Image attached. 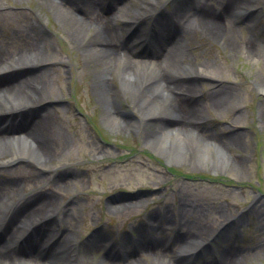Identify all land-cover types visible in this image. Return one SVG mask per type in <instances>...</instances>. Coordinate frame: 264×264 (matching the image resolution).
Here are the masks:
<instances>
[{
    "label": "bare ground",
    "instance_id": "6f19581e",
    "mask_svg": "<svg viewBox=\"0 0 264 264\" xmlns=\"http://www.w3.org/2000/svg\"><path fill=\"white\" fill-rule=\"evenodd\" d=\"M77 1L42 0V4L61 24L60 28H65L62 31L75 49L82 50L90 64L96 68V71L91 73V79L95 80L97 92L95 95L97 94V102L102 108L105 126L113 131L138 132L144 129L141 137L145 145L155 153L161 154L167 162H197L230 176L238 177L243 174L246 156L239 153L238 158H233L228 155L233 150H242V136L238 133L242 128L240 123L242 121L233 120L234 126L238 127L235 133L232 130L225 137L218 138L219 135L216 136L208 127L204 118L203 110H206L207 106L203 105L204 94H198L195 87L197 83L205 80L215 85L208 99L211 103L209 108L215 111L227 110L233 106L236 93L232 92V87L222 84L217 74L208 71L209 67H215L209 65V61H205V64H196L191 60V55L186 49L187 39L183 38L188 33L196 31L199 26L206 31V38L221 44L227 43L231 52L243 50L257 63L263 58L264 45L256 36H250L242 41L241 27L235 26L232 20L234 21L235 17L239 21L252 23L254 17L251 16L264 11V0L262 8L258 0H223L220 7L212 6L214 0H206L199 3L195 12L191 9L187 12L179 7L174 13L180 19L170 25L162 18L161 6L164 0H137L132 6L123 5L124 0ZM247 3L254 4L252 7L256 12L245 16L240 10L244 5H248ZM1 7L3 4H0ZM215 9H220V12L215 13ZM104 10L107 11L106 14ZM148 20L153 21L149 33L141 28ZM135 22L140 24L126 38L125 27L128 28ZM32 28L33 31L29 29L21 31L27 39L23 46L12 48L10 43L4 46L0 41V72L13 70L14 66V69H22L27 65H39V69L29 72L32 74H28L27 78L21 79L18 74L0 77V166L3 170L9 169V164L18 163L19 166L26 164L33 170L30 173L23 171L15 180L9 177L0 178V208L5 209L4 213L0 210V232L6 233L5 236L10 240L0 244V264H78L79 262L71 263L69 260L74 253L69 251L71 248H77L76 237L64 229L60 234L52 231L54 220L59 223L65 222L68 218L63 214L62 219H59L61 213L57 207L58 194L54 191H41L18 200L16 194L13 195L9 188L13 182L22 180L30 182L33 177L41 178L43 171L52 174L58 170L62 171L65 166L61 163L63 157L72 154L70 140L55 127L58 117L50 110H46L53 100L54 104H60V98L51 87L48 75L52 66L64 63L54 59H42V52L38 46L35 49L34 44L36 42L39 45V42L35 37L32 38V32L36 28L34 21ZM42 31L41 29L39 32ZM172 31L175 36L170 39L168 34ZM134 35L137 38L133 42L142 39L141 46L145 43H154L157 52L152 56L145 54L144 57L139 56L137 47L134 49L129 42ZM198 66H203V70L200 71ZM187 78L189 80H186ZM257 88L264 92V85L259 83V80ZM121 96L129 98L131 109L138 118L133 121L126 120L124 114L128 112L123 114V108L118 101V97L122 98ZM49 99L50 103H45ZM42 109L45 110L43 114ZM261 119V126L264 128L262 112ZM8 121L12 122L8 124ZM148 128L153 130L148 132ZM36 172L39 174L36 175ZM59 172L56 179L61 187V182L67 178L64 174L67 171L60 174ZM132 175L130 171L125 172L123 179L131 178ZM70 185V182L66 184L67 187ZM145 203L146 201L141 204ZM184 204L181 202V213L177 217L171 216L174 219L173 224L183 229V238L180 239L182 243H186L184 245L199 246L200 238H194L191 228L196 227L200 233H209L212 227L200 224L199 219L203 212L192 210L193 207ZM111 207L120 209L126 207V204ZM191 213L196 216L194 220L188 218ZM150 216V219H153L151 232L159 225L156 224L154 215ZM163 220L171 224L169 216L166 215ZM26 222L34 224L35 227L24 239L29 226H25ZM42 227L44 230L41 235ZM48 227L52 228L49 237H46ZM97 235L90 245L91 251L96 253L100 238ZM32 237L36 241L44 238L54 239L46 256L34 253L23 246L26 240H31ZM22 239L24 244H19ZM159 243L158 239H155L143 244V237L139 238L134 252L143 250L149 257H153L150 262L152 264H173L167 259L168 251ZM223 253L225 254L220 258L221 264H236L234 257L236 254L226 251L221 254ZM133 254L131 251L123 250L122 255L117 253L113 256L106 255L99 261L100 264H114L117 261L125 264H142L140 260L133 259ZM185 261L181 257L174 258V264H190Z\"/></svg>",
    "mask_w": 264,
    "mask_h": 264
},
{
    "label": "rangeland",
    "instance_id": "374dc122",
    "mask_svg": "<svg viewBox=\"0 0 264 264\" xmlns=\"http://www.w3.org/2000/svg\"><path fill=\"white\" fill-rule=\"evenodd\" d=\"M129 1L124 0L123 5H128ZM184 1L164 0L161 6L163 18L169 12L174 13L183 3L185 9H188V4ZM197 1L204 3L206 0ZM215 3V0L212 1L213 7ZM262 3L263 0H258L261 8ZM0 4H3L0 10V41L4 46L8 43L12 48L23 46L27 39L21 31L28 30L32 21H35L37 26L44 30L39 36L43 39L45 36L47 39L42 41V59H54L64 63L52 66L48 75L51 87L60 98V104H54L53 100L46 110L58 117L55 127L70 140L72 154L63 157L61 163L65 165L64 169L57 171H60L59 174L67 171L64 172L67 178L61 182L60 187L56 179L57 172L52 175L47 172L48 174L38 178L40 180L33 177L28 184L22 181L20 186V182H13L9 188L18 196L25 194L24 189L29 195L41 191H55L59 195V219H62L63 214L68 218L58 225L54 220L55 224L53 228L48 227L46 237H49L51 228L60 231L64 229L76 237L80 246L76 248L75 256L69 259L70 262L100 264L99 260L112 252V249L108 250V253L101 249V244L109 235L118 232L126 239L128 234H134L137 239L145 231L146 224H153L151 214L159 226L150 232L149 240L151 242L158 239L161 246L166 244L164 249L168 251L167 259L174 264V258L178 257L177 252L181 254L190 249V245H184L186 243H182L180 239L183 238L182 228L176 226L175 230L169 229L174 227L173 218L181 213L180 205L184 202V205L193 207L192 210L203 212L199 219L200 224L212 227L209 233H200L196 227L191 228L194 238H200V242L206 239H212L213 242L195 259L190 258L194 259L191 264H221L220 258L225 254H221L223 251L236 254V264H264V128L261 126V112L264 116V92L257 88V80L264 85V55L256 63L243 50L231 52L227 43L221 44L206 38V31L199 26L196 31L183 38L187 39L186 49L191 55V60L196 64L209 61V65L215 67H209L208 71L217 74L222 84L232 87V92L236 93L233 106L227 110L215 111L209 108L211 103L208 101L209 93L215 89V85L202 80L203 82L197 83L195 87L198 94H204L203 105H207L206 110H203L204 118L208 127L216 136L219 135L218 138H223L238 128L232 123L233 120L242 121V128L238 130L242 136V150H233L228 155L238 158L242 154L246 156V160L243 163V174L234 177L197 162L167 163L161 154L155 153L145 145L141 137L144 129L127 132L113 131L106 127L102 108L97 102V94L95 95V80L91 79V73L95 72L96 68L90 64L87 55L82 50L75 49L67 39L62 31L65 28H60L61 24L48 12L42 0H0ZM252 5L254 4L244 5L240 13L251 10ZM251 17H254V25L257 24L253 31L248 27V21L242 22L234 17L232 23L241 27L242 41L256 35L258 41L264 45V11ZM175 19L180 18L175 16ZM141 28L146 29L145 25ZM32 34L31 37L37 38L39 42L38 39L41 38L34 32ZM171 36H174L173 33ZM134 39L135 37H131L129 42L132 43ZM34 44L36 49L38 44ZM155 52L156 47L152 44V53ZM38 67L39 65H27L22 69H14L11 74H18L23 79L32 74L29 72L37 71ZM203 68L198 66L200 71ZM115 83L118 84L117 81ZM121 97H118V101L123 108V114L128 112L124 114L126 120L133 121L137 114L131 109L129 98ZM50 101L46 100L45 103L49 104ZM44 112L42 109L41 113ZM152 130L153 128L147 129L148 132ZM17 164L5 169L7 174L0 166V178L9 177L15 180L23 171H33L32 167L26 164ZM128 171L133 175L123 179V174ZM38 174L36 172V175ZM69 182L71 185L67 187ZM144 201L146 203L142 205ZM120 204H126V207H111ZM166 215L169 216L171 224L164 220L162 226L163 216ZM194 217L196 216L193 213L188 216L192 220ZM25 224L27 227L30 222ZM43 230L42 227L41 234ZM5 235L6 233L0 234V244L10 242ZM95 235L100 237L97 253L92 252L90 248ZM174 236L177 237L175 242ZM169 242L174 243L168 245ZM24 247L31 249L30 240H26ZM31 250L36 252L38 249L35 246V249ZM123 250L130 252L126 248ZM137 251H132L133 259L140 260L142 264H152L150 262L153 257H149L143 250ZM185 262L189 263V260ZM114 264L125 262L117 261Z\"/></svg>",
    "mask_w": 264,
    "mask_h": 264
}]
</instances>
